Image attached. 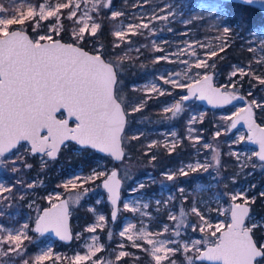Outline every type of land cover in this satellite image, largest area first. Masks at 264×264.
Wrapping results in <instances>:
<instances>
[{"label": "snow or ice", "instance_id": "obj_1", "mask_svg": "<svg viewBox=\"0 0 264 264\" xmlns=\"http://www.w3.org/2000/svg\"><path fill=\"white\" fill-rule=\"evenodd\" d=\"M232 2L256 8L264 14V0H232ZM23 3L24 0H20V4ZM101 6L109 7L106 4ZM76 7L78 6L63 2L47 5L36 3L35 7L29 5L27 13H25L22 7H14L9 10L0 5V157L12 154L22 141H26L30 145L29 153H42L47 158L55 160L65 141H75L78 145L83 146L85 151L88 149L99 150L107 153L116 161L123 160L125 156L122 147V142L125 139L123 133L128 115L126 111L128 106L124 105L120 95L122 85L119 77L122 75L123 65L112 59L103 47L97 48L94 44L92 54L84 50L81 45L85 40V29L88 27L86 23L84 27H79L78 31L74 30L70 33L71 42L62 43L61 38H53L57 33L61 10L67 9L68 18L72 19L77 16V12L74 10ZM217 7L222 12H226L224 5H217ZM166 11L169 15L153 16V19H169L170 16L175 15L170 8ZM111 16L119 17L121 12L112 11ZM50 18H54L55 23L50 25L49 31L40 35V21H48ZM27 21L33 22L30 25L32 35L28 33L27 29L13 28L14 25L22 26ZM81 22L83 23V21ZM184 23L186 24L187 21ZM100 27V24L93 22L91 35L95 36ZM129 28L132 29V25H129ZM141 28L147 29L149 24L142 23L135 26L137 32ZM63 31L65 30L61 29V35ZM114 35L123 40L125 33L118 30ZM231 35L232 29L223 27L222 36L228 37L229 43L221 44V52L230 46ZM191 55L196 58L195 67L192 70L193 75L185 74L183 79L169 76L164 81L166 84H171L173 88L185 89L187 92L180 99H175L169 107H165V113H171L172 117H177V114L182 112L185 102L193 98L207 100L213 106H226L235 100H245L243 95L237 96L235 90L228 91L227 88L221 90L214 86L213 76L204 74L201 78L199 70L203 69L206 73L210 68H214V64H209L206 59L198 58L195 51ZM217 55V51H210L211 57ZM158 59H166V57ZM239 71L240 75H244L243 67ZM236 75L237 72L233 71L232 76ZM189 80L192 82L189 83ZM259 83L264 85V79H259ZM152 91H156L154 86ZM140 103L143 107L147 102L142 100ZM254 108H259L261 112H264V103H258L256 99H252L250 102L245 101V107L238 108L232 116L222 119L228 122L226 131L229 132L231 129H235L240 122L247 126V140L256 143L259 148L254 155L259 161L264 162V127H260L256 123ZM61 109L66 110L69 118H74L75 127H69L67 118L57 119L56 114ZM140 110V107L131 106L132 112ZM197 119L202 121L204 117L202 114L189 117L188 125L192 132L196 131L192 125ZM42 132L45 134L42 135ZM172 136L176 137L177 133L173 132ZM215 136L220 137L221 131L217 130ZM136 138V136L132 137V139ZM244 139L245 136H238L233 143H239ZM155 143L149 145V148ZM165 146L167 147V145ZM175 147L176 144L173 143L172 148ZM210 147L211 145L208 143L203 144L205 149ZM228 154L230 156L237 155L234 152ZM211 159L219 164V153L213 151ZM155 160L156 156L153 155L152 161ZM7 163L8 161L0 160V164L6 166ZM10 163L13 165L11 169L13 173L20 170L19 165L21 164L29 169L32 167L27 164L25 155H16ZM209 167L210 164L207 160L204 163L197 161L195 164L189 163L182 166L178 170L166 171L164 178L167 181H173L189 176L190 172H207ZM117 175V170L106 174V171L96 167L90 170L87 177H80L77 174L75 179H67L62 187L65 190H68L69 186L71 189L82 188L88 180L103 178L102 186L107 190V199L114 206L120 198L121 180L117 178ZM127 178L129 177L125 176V179ZM22 183L21 180H17L15 184L5 186L0 181V197L3 200L14 198L13 190L16 184ZM144 186V183L141 182L138 188L131 191L135 193ZM27 187L31 188L33 184H28ZM248 190L250 189L230 195L229 199L232 203L227 210L230 212V223L218 236L215 231H211L210 221L205 220V216L211 209L204 213H201L196 206L190 209L191 214L195 215L198 221L207 225L213 246L207 247L205 251L201 252V240H190L181 245L180 241L173 239L161 241V247L154 248V251L173 254L184 252L188 254V264H194L196 259H206L216 262V264H254V261L255 264H264V246H258L259 242L253 238V227H249L245 223L250 219V202L246 196ZM83 191L86 193L88 189L84 188ZM179 191L183 194L185 189L181 187ZM4 193L12 195L4 196ZM260 195L264 196V192ZM48 199L51 201L53 197L49 195ZM55 199L60 200V195H56ZM71 199L72 197L69 196L62 203H52L50 208L44 209L42 214L37 215L34 228H30L28 223H23L15 229L0 225V233H6L3 238H0V244L6 242L10 246V251L17 252L22 249L25 240L31 242V237L27 235L29 231L43 234L51 230L61 241H71L74 238L79 240L80 234L73 237L68 227L69 201ZM238 199H243L244 203H236ZM76 202H80L79 195L76 197ZM100 202L98 200L97 204ZM156 203L159 205L163 201L157 200ZM128 207L129 205L124 203L123 208L127 210ZM144 207L147 208L148 205L145 204ZM0 215L3 214L0 213ZM111 216L115 220L117 212L112 211ZM105 219L104 214L98 215L99 222L102 223ZM197 227L201 232L205 231V228L200 227V224L193 225L194 229ZM218 227H223V225ZM131 228L132 225L129 224L128 229ZM128 229L120 231L119 236L124 237ZM88 231L94 233L96 228H89ZM164 231H169L167 225L164 226ZM174 235L180 237L181 232L175 231ZM108 238H111V232ZM92 239L96 240L97 237L93 235ZM128 239L132 240L133 237L128 236ZM148 244H153V241L149 239ZM189 245H191V252H195L196 255L190 254ZM94 254L91 249H89V254H77L74 257V264H81L82 261L89 260L90 255ZM124 255L125 253L121 251L117 259L119 260ZM257 257L261 259L257 260ZM52 259L53 249L48 247L46 251L35 256V264H43L44 261ZM55 259L60 260L61 257L56 255ZM164 259L166 257L155 255L156 264H161ZM25 264L28 262L25 261ZM169 264H175V262L169 261Z\"/></svg>", "mask_w": 264, "mask_h": 264}, {"label": "rangeland", "instance_id": "obj_2", "mask_svg": "<svg viewBox=\"0 0 264 264\" xmlns=\"http://www.w3.org/2000/svg\"><path fill=\"white\" fill-rule=\"evenodd\" d=\"M61 2L78 6L74 9L77 12V16L71 19V32L74 30L78 31L79 27H84L86 23L88 27L85 29V34H91L92 23L96 22L99 24L96 13L101 10V5L106 4L107 0H24L22 5L20 4V0H0V5L9 10L14 7H22L23 11L27 13L29 5L35 7L36 3L47 5ZM200 3L211 7L213 11L217 8L222 13L221 9L217 7V5H224L221 0H201ZM108 6L111 12H121V16L115 17L117 18L115 32L118 30L124 31V38L126 39H129L131 34L139 33L143 38H148L151 47L154 48L156 52H159L155 54L156 60H161L158 59L159 57H166L164 60H166L168 64H165L157 74L132 84L135 88H139L147 94L143 101H146L150 97H158V99L164 102V108L169 107L175 99H180L186 93L185 89L173 88L171 84H166L164 81L168 79L169 76L183 79L185 74H194L192 70L195 67L196 58H194L191 53L195 51L198 58L206 59L208 63L211 64L210 51L220 50L222 43L229 42L228 37L222 36V33L201 35L199 33L200 31L195 26L187 25L188 23L185 24V21L191 23V20L188 16H183V12H185V10L187 11L188 8L183 4L182 0H117V2L111 0ZM169 8L172 13H175L174 16H170L169 19L163 20L153 19V16L169 15L166 11V9ZM223 14H225V12H223ZM68 15L67 9L61 10L56 34H59L64 27L62 17H68ZM81 21H83V23ZM172 21H180L184 25H187V27H181V29L174 31L172 35V33H168L172 30ZM29 22L30 21H27L22 26L14 25L13 28L26 29L30 27ZM53 23H55L54 18H50L48 21H40L39 34L44 35L46 31L50 30V25ZM142 23H148L149 28H141L137 32L135 26ZM129 25H132V29L129 28ZM235 26V23L226 26L232 29L231 38L233 34L238 33L235 30ZM250 36L247 42L249 43V50H252L254 54L255 62L235 63L231 71L225 77L228 89L240 88L242 79L245 76L247 79L249 76H253L256 80L264 79V25L259 29L251 31ZM53 38L56 39L55 36ZM142 45L145 44L132 45L130 48L139 50ZM241 67L244 68V75H240L239 69ZM199 71L201 76H203L210 71H214V68H210L206 73L203 69ZM233 71L237 72L236 76H232ZM214 77L219 83L222 80L216 75L215 71ZM188 82L191 83L192 81L189 80ZM153 86L156 88L155 92L152 91ZM262 88L264 89V86ZM140 102L141 101L132 102V106L141 107ZM199 104L200 102L197 100L185 102L182 112L185 109H189V117L197 114H202L204 118L209 116L213 121L214 128L217 124H222V128L227 126L228 122L222 118L229 117V113L232 110L215 112L209 108L206 109L204 106L199 107ZM209 110L211 112H209ZM168 115L170 119L164 126L152 132L159 133L162 142L168 144L171 149L172 144L176 141L178 143L182 137L179 134L178 126L171 123V113H168ZM189 117L187 119L185 135L193 141L194 158L187 161L182 160L178 167L172 166L168 170H178L180 167L186 166L189 163L195 164L197 161L204 163L207 160L210 164L209 170L206 172L207 176L203 177L199 172H190L189 176L180 177L181 182L177 186H174L171 182H164L159 184L158 188H155L152 184L156 185V178L149 172L143 178L130 182L131 185L126 189L125 194H122L120 213L123 212V216L120 220L118 234L120 231L128 229L129 224L132 225V228L126 231L124 237L119 238L117 247L109 251L110 255L112 252H115V258H111L108 252L107 254L105 253L106 247L101 235V231L110 225L111 220L110 212L108 213L105 210V203L106 201L109 203V201L107 199V192L102 186L103 178L88 180L83 184L82 188L71 189V186H69V189L65 190L62 187L67 179H75L77 174L80 177H87L90 174V170L86 171L83 164L75 163V161L71 160L73 158L72 153H80V148L71 146V142H69L63 146L58 157L52 160L47 158L44 154L29 153L30 145L26 142L17 150H14L13 154L3 158L2 160L8 161V163L6 166L0 164L5 167H3L4 169L0 173V181H2L5 186L15 184L17 180H21L23 183L16 184L13 190L15 194L14 198L3 200L2 197H0V213L3 214L0 215V225L15 229L23 223H28L30 228H34V221L41 210L58 201L55 199L56 195H60L61 198H68L71 196L72 199L69 202L71 206L70 213L72 218L73 237H75L76 234H80V239L77 240L74 238L70 243H65L52 237L50 234L44 235L29 231L27 235L31 237V242L25 240L22 249L17 250V252L10 251V246L6 242L0 244V264H25V261H27L28 264H35V256L39 255L42 251H46L48 247H52L53 249V259L46 260L43 264L74 263L75 255L89 254V249L95 254L90 255V259L82 261L81 264H117L116 261L118 260L117 257L119 253L123 251L125 255L128 254V247H134L149 254V262L144 264H156V254L166 257V259L161 261V264H169V261L175 262L176 258H174V256L176 254L182 257L184 264H188V254L184 252H176L173 254L161 251L156 253L154 248H160L161 241H171L173 239L180 241L181 245L190 240H201L202 246L200 247V251L208 244H212L207 225L198 221L196 216L191 214L190 209L196 206L201 213L211 209L205 216V220L210 221L212 225L211 231H215L218 236L221 230L226 228L228 223H230V212L227 211L231 204L229 199L230 195L235 192H243L245 189H250L246 192V196L249 202L254 206V210H252L250 219H248L246 225L253 228L260 226L262 227L261 231L264 233V211L259 212L255 210V207L264 208V196L260 195V193L264 192V183L260 182V176L255 174L258 170H264V164L255 157L254 153L256 149L250 146L246 141L233 143L238 136H245L243 131L234 134L230 139L225 136L228 140V144L231 146V152L237 154L233 156L237 160L238 170L231 176L232 182L235 183L233 189H218L216 188L218 171L216 167H212L211 169V166L215 163V161L211 159V156L213 151L218 152L220 156V150H218L215 145L208 149L203 148L204 143L211 145L213 141L204 140V130L202 128L200 129L197 125V123L201 121L199 119L192 125V127L196 129L195 132H192L188 125ZM221 126L219 128H221ZM143 130L144 128H138L135 136L143 134ZM217 130L218 129L213 131L214 138H218L215 136ZM219 130L221 131L222 129ZM173 132L177 133L176 137L172 136ZM197 137H199V139H197ZM153 142L154 141H151L149 144L151 145ZM66 154H68L67 159L64 158L67 156ZM16 155H25L27 164H30L32 167L29 169L23 167L21 164L19 165L20 170L13 173L11 170L13 165L10 161L14 159ZM246 157L248 158L247 160L245 159ZM249 165L253 167L246 171ZM35 166L36 169H34ZM96 167L106 171V174L114 168V166L109 165L103 158H100L92 168ZM47 169L51 174L56 170L58 173H61V175L53 180L48 179L49 173L48 175L43 173V170ZM51 169H53V173ZM185 170H187V168H185ZM121 174L122 171L120 170V175ZM121 177L124 181L123 175H121ZM243 178L246 180L241 181ZM147 181H150V183H147ZM141 182L144 183L145 186L133 193L131 190L138 188ZM28 184H33V187H27ZM148 185L150 186L149 188L146 187ZM181 187L185 189L183 194L179 191ZM84 188L88 189L86 193L83 191ZM3 195L10 196L12 194L4 193ZM49 195L53 197L51 201L48 199ZM78 195L80 196L79 203L76 202V197ZM178 195L179 197L177 198ZM21 196L23 197L22 199L20 198ZM98 200L101 201L99 204H97ZM157 200L163 201V203L158 205L156 203ZM237 201L244 202L243 199H238ZM44 202L47 203L46 206H43ZM124 203L129 205L127 210L123 208ZM145 204L148 205L147 208L144 207ZM83 206L93 213V219L90 222L80 219L81 208H83ZM99 214H104L106 217L105 221L102 223L98 221ZM196 224H200V227H204L205 231L201 232L198 227L194 229L193 225ZM165 225L168 226V232L164 231ZM219 225H223V227H218ZM92 227L96 228V232L92 233L88 231V229ZM175 231H180L181 236L176 237L174 235ZM5 235L6 233H0V238H3ZM93 235L97 237L96 240L92 239ZM128 236H132L133 239L129 240ZM149 239L153 241V244H148ZM259 245H264V236L261 238ZM165 247H167V245H165ZM189 248L190 254L196 255L195 252H191V245H189ZM97 249H99V251H97ZM56 255H59L61 259L56 260ZM194 264L209 263L195 260Z\"/></svg>", "mask_w": 264, "mask_h": 264}, {"label": "trees", "instance_id": "obj_3", "mask_svg": "<svg viewBox=\"0 0 264 264\" xmlns=\"http://www.w3.org/2000/svg\"><path fill=\"white\" fill-rule=\"evenodd\" d=\"M114 1L117 2V0ZM182 1L188 8L187 11L185 10V12H183V16H188L191 20V23L187 22V25L195 26L200 31L199 33L201 35H212L214 33L220 34L222 33L223 27L232 25L233 23L236 24L235 30L238 33L233 34L231 38L232 40H230V46L223 52L217 50L218 55L210 58V63L214 64V71L218 77L224 79L235 63L255 62L254 54L252 50H249L247 39L251 37V31L259 29L264 25V14L256 8L246 7L232 1L221 0L226 8L225 14H223V12L221 13L217 8L213 11L211 7L201 4V0ZM96 16L101 27L97 29L95 36L86 33L85 40L81 46L90 51H93L94 44L97 48L103 47L110 54L112 59L123 65L122 75L119 79L122 85L120 88V95L124 101V105L128 106L126 108V111L128 112L127 125L123 134L125 137L123 145L126 154L122 161L116 162L111 157L102 155L95 150L88 149L85 151L77 144L70 143L71 146L81 149L80 153H72L73 158L71 160L75 161V163L83 164L86 171L91 170L100 158L106 160L109 165L118 167L122 171L121 175H123L125 181L122 194H125L126 189L131 185L130 182L143 178L149 172H151L156 178V185L152 184L155 188H158L159 184L164 182H171L174 186H177L181 182L180 178L173 181H167L163 174L172 166L178 167L182 160L187 161L194 158L193 141L185 135L189 109H185L183 112L179 113L177 117L171 118V123L178 126L179 134L182 137L178 143L177 141L174 142L176 147H171V150L168 144L162 142L159 133L152 132L153 130H158L163 127L170 119L168 113L164 112V102L158 99V97H150L146 100L147 103L143 107H140V111L132 112L130 110L132 102L142 101L147 96L145 92L139 88H135L132 84L143 81L151 75L157 74L165 64H168V62L164 59L156 60L155 54L159 52H156L154 48L151 47L148 38H143L139 33L131 34L129 39L124 38L121 40L120 38L115 37L114 33L117 18L111 16L110 8L102 7L101 10L96 13ZM62 20L64 23L63 30L65 31L62 32V35L60 31L55 37L71 42L70 27L72 21L67 16H63ZM32 23V21L29 22L30 25ZM171 23L173 27L168 33H172V35L174 31L181 29V27H187V25H184L180 21H172ZM26 29L32 35L31 27H27ZM143 43L145 45L140 46L139 50L130 48L132 45H141ZM246 79L247 77L245 76V83L253 84L255 82L254 88L256 93L259 98L264 99L263 85H260L259 80H255L253 77L252 80L246 82ZM199 107H202V104H199ZM209 112L211 111L209 110ZM261 115L264 119V112H261ZM197 125L200 129L202 128L204 130V140L213 141L211 142V146L213 147L215 145V147L220 150V163L217 165L215 164L216 162L213 163V165L211 164V169L212 167H216L218 171L216 188L224 190L233 189L235 183L232 182L231 176L237 172L238 166L237 160L234 156L228 154L231 152V146L228 144L227 138L223 136L219 138L213 137L214 126L213 121L209 116H206L202 121H199ZM138 128H144L142 131L143 134L136 136V139H132ZM151 141L156 143L149 148V143ZM165 145H167V147ZM66 155L67 156L64 158L67 159L68 154ZM153 155L156 156L155 161H152ZM34 169H36V166ZM248 169L250 168L248 167ZM248 169H246V171ZM51 170L53 173V169ZM43 173L45 175H48L49 173L48 179L52 180L61 175V173H58L56 170L51 174L48 169L43 170ZM199 173L203 177L207 176L206 172ZM125 176H128L129 178L125 179ZM147 183H150V181H147ZM146 187L149 188L150 186L148 185ZM178 197L179 195L177 198ZM43 204V206L47 205L45 202ZM105 205V210L109 213L111 210L110 205L107 201ZM255 210L261 212L264 211V208L255 207ZM122 216L123 212L120 213L117 219L118 221L116 220L115 222H112V220H110V227L108 226L101 231L102 239L106 247L105 253L107 254L108 252V255H110L109 251L115 249L119 242L120 236L118 234V228ZM80 219L90 222L93 219L92 211L87 210L83 206V208H81ZM110 232L111 238L109 239L108 236ZM128 249L129 253L120 257L119 260L116 261L117 264H144L149 262V254L147 252H142L134 247H128ZM110 256L111 258H115V252H112ZM174 258H176L175 264H184V260L179 254H176ZM64 264L74 263L65 262Z\"/></svg>", "mask_w": 264, "mask_h": 264}, {"label": "flooded vegetation", "instance_id": "obj_4", "mask_svg": "<svg viewBox=\"0 0 264 264\" xmlns=\"http://www.w3.org/2000/svg\"><path fill=\"white\" fill-rule=\"evenodd\" d=\"M215 78V77H214ZM225 79L226 78H224V79H222L221 81H220V83H219V81L218 80H216V78H215V81H216V83L217 84H220V85H222V87L225 89V88H227V81H225ZM249 79V80H248ZM248 79H246V82H249L250 80H252L253 79V76H249L248 77ZM255 79V78H254ZM256 80V79H255ZM223 81V82H222ZM245 84H247V85H245ZM255 82L253 83V84H250V83H245L244 82V78L242 79V85L240 86V88H230V89H228V91H233V90H235V93H240V94H243L245 97H246V99H247V101H251L252 99H256L257 101H258V103H262L263 101H264V99H262V98H259V96H258V94L256 93V91H255ZM264 86V85H263ZM262 86V87H263ZM193 100H196V99H193ZM192 101V100H191ZM198 101V100H197ZM200 102V101H199ZM264 103V102H263ZM200 104H202V106H204L203 105V103H201L200 102ZM205 107V106H204ZM244 107V104L243 103H237V104H232V105H227V106H224V107H221V108H215V109H212V108H209V109H211L212 111H215V112H218V111H222V110H232V111H230V113H229V116H232V114L233 113H235L236 111H237V109L238 108H243ZM206 109H208L207 107H205ZM254 116H255V119H256V121L258 122V123H260L262 126H264V119H263V117H262V115H261V111H260V109L259 108H254ZM222 124H217V126L214 128V131L216 130V129H222L221 130V136H223V137H228L229 139L234 135V134H236V133H238V132H240V131H243L244 133H245V139L243 140V141H246V142H248L249 143V145L250 146H252V147H254L255 149H256V152H257V148L255 147V146H253V145H251L250 144V141H248L247 140V135H248V130H247V128H245V127H243V126H236V128L235 129H231V131L229 132V131H226V128H227V126L225 127V128H222V126H221ZM221 126V128H219ZM220 136V137H221ZM219 138V137H218ZM24 143H26V141H22L21 143H20V145H18L17 146V149L21 146V145H23ZM72 143V142H71ZM63 148V147H62ZM62 148H61V150H62ZM17 149H15V150H17ZM61 150H60V152H61ZM14 151V150H13ZM60 152H59V154H60ZM13 154V153H12ZM9 156V155H8ZM7 157V156H6ZM58 157V156H57ZM3 158H5V157H1V159L0 160H2ZM258 159V158H257ZM259 160V159H258ZM261 163H263L264 164V162H261ZM4 166H1L0 165V173H1V171H3V169L5 168H3ZM250 169L253 167L252 165H249L248 166ZM248 167L246 168V169H248ZM249 170V169H248ZM263 171L264 170H258L257 172H255V174L257 175H259L260 176V178H259V181L260 182H262V183H264V175H263ZM242 180H246L245 178H243V179H241V181ZM240 202H242V201H240ZM232 203V202H231ZM250 205H251V212H252V210H254V206L250 203ZM261 208H263V207H261ZM251 212H250V215H251ZM248 220H246V222H247ZM261 229H262V227H260V226H257V227H254L253 228V236H254V238H255V240L256 241H258V242H260L261 241V238L264 236V233L261 231ZM259 246H261V245H259ZM262 246H264V245H262ZM261 259V258H260ZM259 260V259H258Z\"/></svg>", "mask_w": 264, "mask_h": 264}, {"label": "water", "instance_id": "obj_5", "mask_svg": "<svg viewBox=\"0 0 264 264\" xmlns=\"http://www.w3.org/2000/svg\"><path fill=\"white\" fill-rule=\"evenodd\" d=\"M110 1H111V0H107L106 4L109 5ZM223 1H232V0H223ZM16 29L24 30V29H21V28H16ZM28 33H29V32H28ZM29 34H30V33H29ZM30 35H31V34H30ZM61 42L63 43V42H68V41H64V40L61 39ZM82 47H83V46H82ZM83 48H84L85 51H88L89 54H92V53H93V51H90V50L86 49L85 47H83ZM206 74L213 76V84H214V86L221 88V90H224V88L222 87V85L216 83L215 78H214V71H210V72H208V73H206ZM201 78H202V76H201ZM186 94H187V92L185 93V95H186ZM235 94H236L237 96L243 95V94H240V93H235ZM243 96H244V95H243ZM244 97H245V96H244ZM193 99H196V98H193ZM193 99H191V100H193ZM191 100H189V101H191ZM196 100H198V101H200L201 103H203V105H204L205 107H207V108L215 109V108H221V107H224V106H213L212 104H209V103L207 102V100H199V99H196ZM189 101H187V102H189ZM245 101H247L246 97H245V100H243V101H242V100H235V101H233L230 105H232V104H237V103H243V104H244V107H245ZM226 106H227V105H226ZM253 113H254V109H253ZM56 117H57V119H64V118L69 119V127H75L74 118H69V117L67 116V112H66V110L61 109V110L56 114ZM254 119H255V116H254ZM126 121H127V117H126ZM255 121H256V119H255ZM256 123H257L260 127H264V126H262L260 123H258L257 121H256ZM126 125H127V122H126ZM237 126H243V127L247 128V126H246L243 122L238 123ZM125 128H126V126H125ZM43 134H45V133L42 132V135H43ZM123 134H124V133H123ZM69 142H72V143L77 144L75 141H65L64 145L68 144ZM28 143H29V142H28ZM250 144L253 145V146H255V147L257 148V151L259 150L258 145H257L256 143L250 141ZM64 145H61V148H62ZM77 145H78V144H77ZM78 146L83 148V146H80V145H78ZM122 147L124 148L123 142H122ZM95 151L98 152V153H100V154H102V155H107V156H108L107 153L100 152L99 150H95ZM124 153H125V148H124ZM35 154H36V153H35ZM40 154H42V153H40ZM58 155H59V153H58ZM109 157H110V156H109ZM111 158H112V157H111ZM0 159H1V157H0ZM112 159H113L114 161H116L114 158H112ZM116 162H120V161H116ZM112 170H117V174H118V175H117V178L121 180V185H120V188H119V197H120V198H119V200L117 201V204L113 206V205H111V203H110V201H109V203H110V205H111L110 217H111V220L114 222V221H116V220L118 219L119 214H120L121 199H122V189H123V186H124V181H123V178H122L121 175H120V170H119L118 167H114V168H112ZM112 170H111V171H112ZM111 171H110V172H111ZM110 172H109L108 174H110ZM102 182H103V180H102ZM105 191L107 192L106 189H105ZM107 196H108V194H107ZM66 199H68V198H67V197H63V198H61L60 200H58L57 202H55V203L60 204V203L63 202V200H66ZM236 203H241V204H242V203H244V202L236 201ZM50 207H51V205L44 207V208L41 210L40 214H42V212H43L44 209H46V208H50ZM249 207H250V212H251V205H250V203H249ZM112 211H116V212H117V218H116L115 220L112 219V216H111V212H112ZM70 212H71V206H70V202H69L68 227H69V229H70V231H71V233H72V235H73V230H72V218H71V213H70ZM245 223H246V222H245ZM225 229H226V228L222 229L221 231H223V230H225ZM43 234H44V235H48V234H50L52 237L59 239V238L54 234V232H52L51 230H50L48 233H43ZM253 238H254V236H253ZM59 240H60V239H59ZM254 240H255V238H254ZM71 241H72V240H71ZM71 241H63V242H65V243H70ZM211 246H213V245H212V244H208L204 249L201 250V252L205 251L207 247H211ZM258 246H259V245H258ZM256 259L258 260V259H260V257H257ZM196 260H197V261H206V262H208L209 264H216V262L208 261V260H206V259H204V260L196 259ZM254 264H255V261H254Z\"/></svg>", "mask_w": 264, "mask_h": 264}, {"label": "bare ground", "instance_id": "obj_6", "mask_svg": "<svg viewBox=\"0 0 264 264\" xmlns=\"http://www.w3.org/2000/svg\"><path fill=\"white\" fill-rule=\"evenodd\" d=\"M175 139V138H174Z\"/></svg>", "mask_w": 264, "mask_h": 264}]
</instances>
